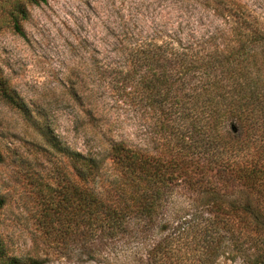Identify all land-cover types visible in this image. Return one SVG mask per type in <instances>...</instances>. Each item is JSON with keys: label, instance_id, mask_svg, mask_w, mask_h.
<instances>
[{"label": "trees", "instance_id": "16d2710c", "mask_svg": "<svg viewBox=\"0 0 264 264\" xmlns=\"http://www.w3.org/2000/svg\"><path fill=\"white\" fill-rule=\"evenodd\" d=\"M211 3L221 15L214 33L136 38L98 67L114 101L137 114L142 139H105L98 155L48 137L71 177L44 206L47 234L84 236V252L105 258L150 240L141 264H213L223 253L264 264V33L238 3ZM85 90L87 118L97 103ZM0 99L29 119L1 74ZM242 189L248 196H234ZM131 257L114 262L136 264ZM39 261L9 253L0 233V264Z\"/></svg>", "mask_w": 264, "mask_h": 264}, {"label": "rangeland", "instance_id": "374dc122", "mask_svg": "<svg viewBox=\"0 0 264 264\" xmlns=\"http://www.w3.org/2000/svg\"><path fill=\"white\" fill-rule=\"evenodd\" d=\"M223 1L241 5L264 33V0ZM211 2L207 6L204 0H0V74L27 105L30 116L25 118L0 99L4 198L0 233L9 253L36 258L37 264H115L114 260L135 253L131 259L141 264L138 255L150 240L128 245L123 253L112 247L105 258L84 252V236L59 237L54 230L47 234L44 206L59 200L56 190L71 177L69 160L47 139L98 155L105 152L109 138L142 139L137 114L114 101L98 67L116 59L114 48H127L136 38L214 33L221 27V15L211 11ZM12 16L22 35L14 31ZM85 89H91V99L97 103L96 113L87 118ZM95 138L102 140L100 147L94 145ZM240 195L248 196L244 189L234 193ZM213 264L245 263L223 253Z\"/></svg>", "mask_w": 264, "mask_h": 264}]
</instances>
